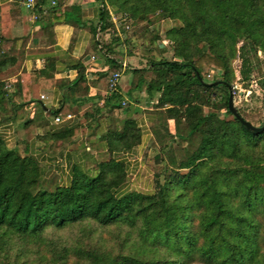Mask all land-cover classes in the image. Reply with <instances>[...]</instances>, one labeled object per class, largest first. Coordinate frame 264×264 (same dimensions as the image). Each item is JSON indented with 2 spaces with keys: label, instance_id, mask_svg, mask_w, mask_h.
I'll return each mask as SVG.
<instances>
[{
  "label": "trees",
  "instance_id": "1",
  "mask_svg": "<svg viewBox=\"0 0 264 264\" xmlns=\"http://www.w3.org/2000/svg\"><path fill=\"white\" fill-rule=\"evenodd\" d=\"M45 1L35 0L33 9L46 30L60 18L58 5H53L52 21L45 24L41 8ZM100 3L91 46L105 58L107 68L99 74L108 76V84L122 68L112 41L103 44L99 39L114 27L112 14L134 21L152 15L180 21L166 31L173 44L172 59L151 57L144 66L125 69L138 76L126 93L131 100H137L133 92L143 84L148 95L153 89L159 93L150 111L155 116L152 145L159 151L155 164L160 165L153 190L125 188L129 174L123 155L142 136L138 120L130 116L119 124L112 118L102 135L105 156L96 169L74 165L68 184L46 180L41 163L28 149L20 148L18 129L28 127L25 141L32 130L35 133L29 105L36 99L31 92L34 84L52 88L55 58L47 55L41 69L24 72L7 84L3 74L18 55L0 37V264H32V250L36 264H264V128L247 129L228 107L233 81L248 89L253 58L258 47H264V0ZM236 53L239 77L231 64ZM71 67L77 68L78 75L61 83V89L74 94L83 89L85 66L76 61ZM213 69L218 74L206 79ZM127 106L118 85L109 88L104 99L108 114ZM60 111L61 106L48 110L52 119L39 137L71 138L77 113L55 123ZM229 114L232 119L226 117ZM263 122L264 114L259 125L251 123L261 126ZM83 223L88 224L89 235L97 233L95 241L45 242L48 230ZM111 228L118 233L116 242L104 232Z\"/></svg>",
  "mask_w": 264,
  "mask_h": 264
},
{
  "label": "crops",
  "instance_id": "2",
  "mask_svg": "<svg viewBox=\"0 0 264 264\" xmlns=\"http://www.w3.org/2000/svg\"><path fill=\"white\" fill-rule=\"evenodd\" d=\"M52 1L55 3L52 4ZM53 5H58L56 15L60 19L45 30L43 22L37 20L33 7H26L25 0H0V37L18 55V60L3 76L13 83L24 72L41 69L47 55L53 56L56 62L52 88L40 89L37 84L33 85L31 96L36 101L31 102L29 109L33 119L31 127L35 133L32 130L25 141L24 134L28 127L18 129V137L21 139L19 146L22 150L28 149L41 163L46 180L68 184L74 165L94 170L97 162L104 158L106 149L102 135L111 124L112 118L119 124L126 116L134 117L142 130L141 141L125 153L123 158L127 162L128 174L133 175L137 182L140 178L139 168L142 166L143 152L153 143L152 127L155 125V116L150 111L153 110L159 93L153 89L148 95L146 84H143L140 90L133 92L137 100H131L126 93L132 86L131 82L138 76L132 77L125 69L135 60V54L128 52L123 57L117 55L122 65L119 70L118 89L123 94V100L128 101V106L125 109L115 108L108 114L104 107V99L109 90L108 76L99 74L107 68V64L104 56L91 46V28L99 21L100 0H46L41 7L44 14L42 20L44 19L46 25L52 21L50 9ZM76 61H81L85 66V77L81 84L83 89L70 94L61 89V83L77 77V68L71 67ZM147 74L145 78L149 79ZM41 94L45 98L41 99ZM60 106L59 113L69 112L73 116L77 113V128L71 138L63 141L39 137L50 123L47 118L48 110ZM135 108H140L141 111L137 112ZM97 112L100 114L94 118L92 115ZM169 126L172 128L173 119L169 120ZM125 188L138 190L129 181ZM150 189L147 185L145 191Z\"/></svg>",
  "mask_w": 264,
  "mask_h": 264
},
{
  "label": "rangeland",
  "instance_id": "3",
  "mask_svg": "<svg viewBox=\"0 0 264 264\" xmlns=\"http://www.w3.org/2000/svg\"><path fill=\"white\" fill-rule=\"evenodd\" d=\"M114 27L107 29L106 32H102L99 35V39L103 44L110 43L114 47V53L118 56H125L128 52L135 54V60L132 61L131 66H144L147 58H168L172 59L173 44L166 37V31L170 27L180 25V21L172 19H157L152 15L149 20L134 21L129 18H123L122 16L111 15ZM122 27L126 29V32L121 31ZM116 41H113L116 39ZM240 43L237 44V47ZM233 72L239 77L238 70L240 66V58L238 53L231 60ZM217 70L213 69L209 71V74H205L206 79H211L217 75ZM7 84H10V80L3 76ZM264 47H258L256 57L253 58V69L250 76V82L248 89L243 88L241 82L237 79L233 81L232 92L233 102L235 107L240 110L245 118L251 121L254 125H259L263 120L264 114ZM228 119H232L229 114L226 116ZM47 118H51L48 114ZM185 143L181 142L180 146H184ZM179 146V147H180ZM180 147V148H181ZM159 153L158 147H154L152 144L147 146L141 157V165L139 174L140 178L135 182V177L129 174L128 181L135 186L139 191H145L147 185L153 190L154 187V173L158 170L160 165L155 164V155ZM111 235L116 242L119 238L115 235V228L104 231ZM97 233L93 232L89 235L88 224H77L75 226L63 229V230H48L45 234L47 242L53 241L57 244H81L85 243L88 239L91 242L97 238ZM120 237H123L120 235ZM49 248V246H48ZM36 256L32 252L29 255V260L32 264H36Z\"/></svg>",
  "mask_w": 264,
  "mask_h": 264
},
{
  "label": "built area",
  "instance_id": "4",
  "mask_svg": "<svg viewBox=\"0 0 264 264\" xmlns=\"http://www.w3.org/2000/svg\"><path fill=\"white\" fill-rule=\"evenodd\" d=\"M55 2L52 1V4H54ZM35 4V0H25V5L26 7L28 8H32ZM119 72H115L111 75V77L109 78V88L110 89H115L118 85V80H119ZM40 98L43 99L45 98V95L41 94L40 95ZM72 114L67 112V113H58L57 115L54 116L53 120L55 123H59V122H62V121H65L67 119H70L72 118Z\"/></svg>",
  "mask_w": 264,
  "mask_h": 264
},
{
  "label": "water",
  "instance_id": "5",
  "mask_svg": "<svg viewBox=\"0 0 264 264\" xmlns=\"http://www.w3.org/2000/svg\"><path fill=\"white\" fill-rule=\"evenodd\" d=\"M217 82H214V84ZM228 107L231 113L239 119V121L249 130L254 131V132H259L264 128V122L261 126H254L250 121L245 120L243 117L240 116V114L237 112L234 102H233V92L230 91L229 93V100H228Z\"/></svg>",
  "mask_w": 264,
  "mask_h": 264
}]
</instances>
